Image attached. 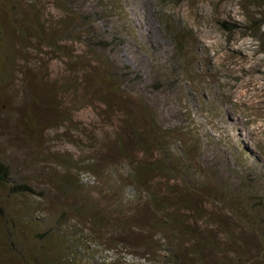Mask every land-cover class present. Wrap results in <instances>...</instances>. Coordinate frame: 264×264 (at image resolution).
<instances>
[{"label": "rangeland", "instance_id": "obj_1", "mask_svg": "<svg viewBox=\"0 0 264 264\" xmlns=\"http://www.w3.org/2000/svg\"><path fill=\"white\" fill-rule=\"evenodd\" d=\"M0 160V264H264V0H0Z\"/></svg>", "mask_w": 264, "mask_h": 264}, {"label": "trees", "instance_id": "obj_2", "mask_svg": "<svg viewBox=\"0 0 264 264\" xmlns=\"http://www.w3.org/2000/svg\"><path fill=\"white\" fill-rule=\"evenodd\" d=\"M37 25H39V28L41 29V27L43 26L42 22H39V24L37 23ZM262 23L259 22H254L252 27H250L249 29L251 30H257L261 27ZM248 29V28H246ZM87 34H88V39H91V36H92V33L87 30ZM9 59V58H8ZM9 62V60L7 61ZM114 89V93H118V89L117 88H113ZM120 97H121V94H120ZM121 107L122 106H127V104L131 103L130 99L128 97L126 98H123L121 97ZM110 103H107L105 102V106H109ZM135 105V104H134ZM128 108H125V111H126V114L129 115L131 112L129 111V108H134V106H127ZM134 111V109L132 110V112ZM133 114H130L129 116H132ZM133 118V117H132ZM133 121V120H132ZM131 132V133H130ZM130 132L126 129L123 131V136L122 135H119V137H124L125 140H120L117 142V146L118 148H120V150L122 148H128L130 146V140L126 141V137H128L129 135L131 137H133V129H132V126L130 125ZM143 147H146L144 146V144L142 143ZM122 147V148H121ZM157 166V165H156ZM154 164H151V163H148L145 168H144V171L143 169L142 170H137V172H134L133 173V176H135L134 178H136L138 182H143V181H146V176L147 174H150L152 169H153ZM186 168V166L184 167ZM142 171V172H141ZM188 171V170H187ZM147 182V181H146ZM0 186L4 187L7 192V196L9 197H14V196H19V195H27L30 193V189L24 185V184H10V170L8 169L7 166L4 165V163H2V161L0 160ZM186 190L188 192H183V195H182V199H180L179 202L182 201L183 204H186L187 201L189 200V196L187 195H190L191 196V190L189 189V187L187 186L186 187ZM32 192V191H31ZM152 195V194H151ZM182 204V205H183ZM1 210V209H0ZM4 210V209H3ZM74 211V208L73 210ZM248 213V212H247ZM1 214H3V216H5V219H6V213L4 215V213L1 212ZM250 216H251V212L248 213ZM31 220L33 221V218L30 219V223L31 225H34L33 222H31ZM76 220H77V226L76 225H70L71 227L77 229L79 225V222H81L82 220L81 219H77L76 217ZM12 223L16 224L14 221H12ZM69 223V222H68ZM66 221H62V220H59L58 223H55V224H51L50 226L47 224L46 225V228L42 230V232H38L36 233V235L34 234V238L35 240L38 242V249H39V253H43L44 254V257L45 260L43 262H45V264H50L51 262H54L55 264H57L59 261H57L55 258H52V256L49 254V250H56V252L59 253L58 254H63L64 256H60L58 258H62L63 262L60 261L61 264H73L74 262H77L78 263H83V260L86 258V255L87 253L90 254L89 252V249H88V246L89 245V241L87 239H84L82 236H80L79 234L75 236V239H73V237L71 235L67 236L68 238L64 237L66 240H60V241H57L56 243L53 242L54 244H56L57 246L55 247H52V240H53V232L58 236V238L56 239H63V237H59V236H64L63 232L62 231H66L65 230V226L68 224ZM36 227V226H35ZM26 234V233H25ZM66 236V234H65ZM67 241V242H65ZM60 244H63V243H66L68 244L69 243V246L68 247L69 251H66V249L60 247ZM88 254V255H89ZM57 261V262H56ZM53 264V263H52Z\"/></svg>", "mask_w": 264, "mask_h": 264}]
</instances>
